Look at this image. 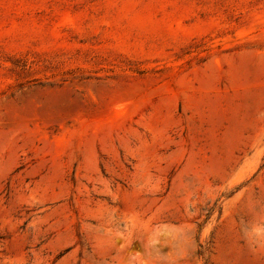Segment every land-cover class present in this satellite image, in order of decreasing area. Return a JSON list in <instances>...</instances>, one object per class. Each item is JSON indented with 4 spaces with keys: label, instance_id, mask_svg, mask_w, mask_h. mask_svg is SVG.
Here are the masks:
<instances>
[{
    "label": "rangeland",
    "instance_id": "1",
    "mask_svg": "<svg viewBox=\"0 0 264 264\" xmlns=\"http://www.w3.org/2000/svg\"><path fill=\"white\" fill-rule=\"evenodd\" d=\"M0 264H264V0H0Z\"/></svg>",
    "mask_w": 264,
    "mask_h": 264
}]
</instances>
